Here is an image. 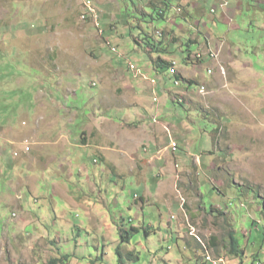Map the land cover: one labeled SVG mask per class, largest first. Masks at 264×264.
I'll list each match as a JSON object with an SVG mask.
<instances>
[{
	"label": "rangeland",
	"instance_id": "rangeland-1",
	"mask_svg": "<svg viewBox=\"0 0 264 264\" xmlns=\"http://www.w3.org/2000/svg\"><path fill=\"white\" fill-rule=\"evenodd\" d=\"M91 1L97 27L83 0H0V264H264V12L239 0L230 26L203 0L188 33L178 0L166 21L149 0ZM207 34L225 47L186 63ZM120 228L137 260L118 262Z\"/></svg>",
	"mask_w": 264,
	"mask_h": 264
},
{
	"label": "trees",
	"instance_id": "trees-1",
	"mask_svg": "<svg viewBox=\"0 0 264 264\" xmlns=\"http://www.w3.org/2000/svg\"><path fill=\"white\" fill-rule=\"evenodd\" d=\"M144 1H145V3L147 2V0H144ZM150 2H151L150 8H152L157 15L156 18L153 16H150V20L152 21L153 19H157V20H165L166 21L167 20V12L171 9V7H173V6H171L170 2H168V0H159L161 7H157V3H156L157 0H154V2L149 0V3ZM140 11H142V10L140 9ZM140 14L144 16L143 11ZM98 30L101 33H103L104 31L106 32L107 29L102 30L100 27V23H99ZM142 33H144V32H142ZM170 33H172V32H170ZM172 34H169V35H172ZM163 35H164V33L161 32L160 38H162ZM116 36L119 37L118 34H116ZM134 41H135L134 42L135 47H138V48L144 50L149 55L156 54L157 56H159L162 54H164V55L170 54L168 51V47L166 45H164L161 40L155 41V38L153 36H151V38H150V35H143V37L141 39L140 38H138V39L134 38ZM174 41H176V40L171 38L170 42L175 43ZM111 49H112V47H111ZM159 57L156 58L152 63L154 71L163 74V71L172 70V69H170L172 67V62L171 61L168 62L166 60H163L161 57L160 58ZM173 77L175 79L174 84H175V82L179 83V76L173 75ZM262 214L264 216V212H262ZM132 231H134V229ZM118 235H119V244L115 249V253L118 257V262L123 263V260H122L123 257H125L127 260H131V259L137 260L138 258H137V256H135L134 252H126L125 254L122 253V247H124V245H126V244H129V242H130L131 232L126 231L123 228H120L118 230ZM225 251L227 252L228 255L239 259V261L242 260V258L244 257V254H245L244 250L241 249V247L239 246V243L236 240V238L234 237V233L232 231L227 233V244L225 245Z\"/></svg>",
	"mask_w": 264,
	"mask_h": 264
},
{
	"label": "crops",
	"instance_id": "crops-1",
	"mask_svg": "<svg viewBox=\"0 0 264 264\" xmlns=\"http://www.w3.org/2000/svg\"><path fill=\"white\" fill-rule=\"evenodd\" d=\"M227 1L229 2V0H227ZM251 1L253 2V4H255V7L258 10H260V12H264V0H251ZM182 2H183V5L181 4ZM202 2H203V0H178V5H180V7L182 8V13L181 14H178V15L180 16L181 19H184L183 20L184 22H187V27H188V30L187 31H188V33H189L190 30H193V29H196L197 30V28H198L200 30V26L201 25H202V27H204V26L206 27V23H203L202 22L203 20H200V21H197V22H194L193 21L194 20L193 19L194 17H199V15L203 17V15H206L205 14V11L203 10V3ZM241 4H242V1H239V0H236L235 1L234 0V2L232 3V5L229 4L226 7L225 12H221L220 15H214V16H212V15H210V13H208L207 16H212L211 18H212L213 21H216V19H219V21L225 22L226 24H228V25L231 26V24H233L236 21V19L238 18V16L242 12ZM197 33L198 32H196V34L194 33L193 35H190L188 42L185 43V44L186 45H190V44H193V43H198L199 44V41L197 40V36H196ZM172 35H175V34H172ZM207 38H208V40H207ZM172 39L179 40V38H177L176 35L174 37L172 36ZM204 41H205L204 47H201L203 49L200 50L202 52H200V51L198 52V53H202L204 55V58H202L203 60L206 58V56L208 57V55H207L208 54V51H213L214 50V51L221 52L222 49H223V47H225V42H221L219 45H217L215 43L214 44L215 45V48H214L210 34H207L205 36V40ZM180 42H178V43H180ZM178 43L175 42L176 45ZM182 44H184V43L181 42V45ZM209 45H211V47ZM193 56H190V57L188 56L187 57L188 59L185 62L187 63V61H188L189 64L196 65V61L198 63L202 61V60L198 61V60L194 59ZM208 59L210 60L209 57H208ZM228 67L231 68L232 66L231 65H228ZM246 67L249 69L250 72L253 73L254 76H260L258 73H256L253 70V67L250 64H246ZM176 72H178L177 69H176ZM201 78L203 79L202 76H201ZM180 81L181 80L179 79V83H180ZM190 83L191 82L188 81V84H190ZM254 84H253V87H252L253 89L255 88V85ZM189 88L187 89L186 93H189ZM185 90H186V87H185ZM199 94L201 96H203V94H205V92L203 91L202 93H199ZM222 260L223 259L221 258L220 263L222 262ZM213 262H216V261H213ZM202 264H204V262H202Z\"/></svg>",
	"mask_w": 264,
	"mask_h": 264
},
{
	"label": "built area",
	"instance_id": "built-area-1",
	"mask_svg": "<svg viewBox=\"0 0 264 264\" xmlns=\"http://www.w3.org/2000/svg\"><path fill=\"white\" fill-rule=\"evenodd\" d=\"M218 1H219L218 4L213 6L212 9L210 10L209 13L211 15H215L218 10H220L221 12H225L226 7L228 6V2L225 4L224 1H223V3H220L221 0H218ZM83 2H84V4H90V6H91V14H83L82 13L81 18L82 19L83 18H93L94 19V23L96 24V27H97V15H98V12H97L95 6L93 5L91 0H83ZM174 10H175L177 15L182 13V8L180 7V5L174 7ZM158 35L160 37L161 32H158ZM112 49H114V48H112ZM217 54H218V51H214L213 50V51H208L207 55L210 58V60L213 61V60L216 59ZM193 58L198 60V61H200L202 59V55H201V53H197L196 55L193 56ZM128 67L131 70V73L135 77L136 76H145V75L142 74L141 70L138 69V68H135L132 63H129ZM170 69H173V71L176 72V68H175V63L174 62H172V67ZM207 73L211 74V71L208 69ZM145 79H147L150 82L151 85H153V86L156 85V80L154 78H148V76H147V78H145ZM175 85H177V82H175ZM203 91H204V88L202 87L200 89V92L202 93ZM155 96L157 97V95H155ZM154 98H153V101H154ZM171 147H172L173 150H175V148H176V144L174 142H172V141H171ZM205 258H210V257H209L208 254H206L204 259ZM219 262H220V260H219ZM216 264H217V262H216Z\"/></svg>",
	"mask_w": 264,
	"mask_h": 264
},
{
	"label": "bare ground",
	"instance_id": "bare-ground-1",
	"mask_svg": "<svg viewBox=\"0 0 264 264\" xmlns=\"http://www.w3.org/2000/svg\"><path fill=\"white\" fill-rule=\"evenodd\" d=\"M84 7H85V10H86L87 14H91V6H90V4H84ZM205 261H208L209 262L210 261V258H205Z\"/></svg>",
	"mask_w": 264,
	"mask_h": 264
},
{
	"label": "clouds",
	"instance_id": "clouds-1",
	"mask_svg": "<svg viewBox=\"0 0 264 264\" xmlns=\"http://www.w3.org/2000/svg\"><path fill=\"white\" fill-rule=\"evenodd\" d=\"M98 29V28H97Z\"/></svg>",
	"mask_w": 264,
	"mask_h": 264
}]
</instances>
